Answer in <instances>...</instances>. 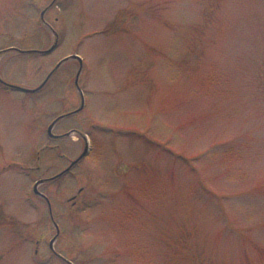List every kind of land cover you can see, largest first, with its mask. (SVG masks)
<instances>
[{
	"label": "rangeland",
	"instance_id": "374dc122",
	"mask_svg": "<svg viewBox=\"0 0 264 264\" xmlns=\"http://www.w3.org/2000/svg\"><path fill=\"white\" fill-rule=\"evenodd\" d=\"M0 81V264H264V0H0Z\"/></svg>",
	"mask_w": 264,
	"mask_h": 264
},
{
	"label": "water",
	"instance_id": "95a60500",
	"mask_svg": "<svg viewBox=\"0 0 264 264\" xmlns=\"http://www.w3.org/2000/svg\"><path fill=\"white\" fill-rule=\"evenodd\" d=\"M56 48V44L55 45H53L48 51H45V52H43L42 54H49V53H51L54 49ZM70 59H75V60H77L78 62H79V64L81 65V60L78 58V57H76V56H74V57H71ZM65 61H67V60H65ZM65 61H63V62H65ZM75 84L77 85V82H75ZM41 88V87H40ZM39 88V89H40ZM15 90H17V91H20V92H22V93H33V92H36V91H38L39 89H36V90H34V91H28V90H24V89H21V88H14ZM87 151H88V149H87V147H86V149L83 151V153H82V155L75 161V162H73L71 165H70V167H72L73 165H75L77 162H79L86 154H87ZM69 171V169H67V170H65L63 173H61L60 175H58L57 177H60V176H62L63 174H65V173H67ZM56 177V178H57ZM35 193H37L36 192V186H35ZM54 227H55V229H56V235H58V229H57V226L56 225H54ZM53 241L54 240H52L51 242H50V246L52 245V243H53Z\"/></svg>",
	"mask_w": 264,
	"mask_h": 264
}]
</instances>
